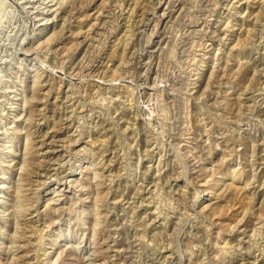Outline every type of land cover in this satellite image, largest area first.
<instances>
[{"label":"rangeland","instance_id":"374dc122","mask_svg":"<svg viewBox=\"0 0 264 264\" xmlns=\"http://www.w3.org/2000/svg\"><path fill=\"white\" fill-rule=\"evenodd\" d=\"M0 264H264V0H0Z\"/></svg>","mask_w":264,"mask_h":264},{"label":"bare ground","instance_id":"6f19581e","mask_svg":"<svg viewBox=\"0 0 264 264\" xmlns=\"http://www.w3.org/2000/svg\"><path fill=\"white\" fill-rule=\"evenodd\" d=\"M90 31V30H89Z\"/></svg>","mask_w":264,"mask_h":264}]
</instances>
